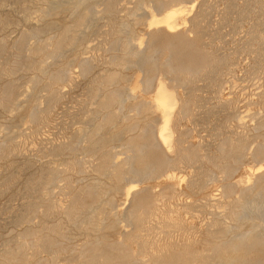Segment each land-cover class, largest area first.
I'll return each mask as SVG.
<instances>
[{"label": "rangeland", "instance_id": "rangeland-1", "mask_svg": "<svg viewBox=\"0 0 264 264\" xmlns=\"http://www.w3.org/2000/svg\"><path fill=\"white\" fill-rule=\"evenodd\" d=\"M70 1L0 0V43L3 44L0 50V62L7 64L6 58L10 52H15L16 57L21 56L17 59L16 65V69L19 68V70H16L12 75L0 76V87L7 85L14 87L11 101L5 107H0V141L5 139L9 142L8 156L0 159V254L5 244L9 243L10 246H14L16 237L24 235L27 228L38 224L47 226L59 224L70 238L68 248H77L96 237H101L103 241L110 243H118L124 233L132 231V225L126 218H121L114 224H110V220L106 219L104 223L102 222V225L106 227L97 232L95 225L89 226L85 230H78L62 211H50L43 207L35 212L32 205L40 200H61L63 204L67 203V199L60 194V188L65 184V181L61 178L57 180L53 184V195L47 197L42 193L32 192L37 186L31 184L33 180L40 179L43 171H57L67 162L85 158L86 151L81 147H78V151L74 153L61 152L55 148L68 142L71 138L73 139L80 129L100 122L104 113L109 112L112 122L106 124L101 130L99 142L104 144L105 149L108 147L117 154L118 161L124 158L122 151L125 144L130 139L136 138L140 129H147L148 134L157 133L160 118L153 107V102L156 82L165 79L160 69V66L165 62L164 55L159 56L157 62L159 67L150 65L141 68L131 65L115 66L109 63L112 51L108 48L111 39L125 41L130 36L134 37L135 44L140 48L162 46L164 37L156 32L161 27L152 24L151 19L152 16L164 13L163 3L166 0H95L93 3L88 1L89 7L80 8L77 14L73 13V9L69 7ZM199 1L202 4L197 5L191 13L192 16L200 10L204 11L196 32L199 44L210 43L207 47L217 53L216 55L228 57L234 55L237 62L234 68L232 66V68L226 69L221 76V95L219 97H215L211 89V85L216 81L215 77L202 78L193 86L190 85L185 89L175 88L179 95H183L192 87L196 89L193 93L195 97L189 98V105L194 111V116L184 122L181 129L188 130L190 142L199 144L205 153L212 150V147L223 139L222 142H225L229 136L240 134L244 138H248L250 145L242 154L244 161L242 164H238L237 170L228 179L230 183L242 180L245 186L251 184L252 175L259 168L264 171V159L252 157L255 149L254 140L260 143L264 138V98L259 96L264 90V68L258 69L257 67L252 70L249 67L251 60L256 56L249 52L251 45L253 48L256 47L255 49H260L261 52L264 51V0H259L258 4L254 6H249L246 0ZM51 4H53L52 7ZM90 7L95 8L93 12H88ZM247 8V13H240ZM46 9L51 10L49 15L44 14ZM134 13L135 15L139 13L140 15H137L140 18H134L132 16ZM85 19L91 21L87 20L89 29L82 27L81 30L72 32L74 27L84 22ZM91 23L92 26H90ZM124 23L126 33H122L124 29L118 31L121 28L120 25ZM189 26L190 23L183 26L180 24L176 30L184 31L185 29L187 31ZM112 28L117 29L114 35L110 34ZM254 29L255 34L252 33ZM35 30L39 31L40 41L30 36V33ZM79 32L84 35L80 37L77 34ZM196 34L188 32L190 38H196ZM51 35L55 37L52 46H58L62 51L56 59L50 58L38 50V46L48 43L47 39ZM257 36L259 37L257 38ZM22 39H25L24 44L20 43L18 46ZM31 48L35 49L38 54L36 62L45 61L50 73L62 65H68L72 75V82L56 84L55 88L60 92V96L49 112H46V107L51 88L47 86L45 75L43 76L38 69L26 67L27 62L24 59V54ZM236 52L238 55L235 54ZM89 58L92 64L86 76H82L80 62ZM34 77L43 80L33 84ZM149 78H153V82L151 87L146 88L145 82ZM44 87L45 89H43ZM96 88L100 89L97 93L99 96L95 94L94 96L91 92ZM112 91L128 92L131 98H135L129 97L123 103L113 101L108 110L101 109L99 111L100 100ZM31 92L35 94L34 98H28ZM34 105H40L41 110L36 123L31 119ZM11 152H15V154H10ZM198 168L197 164L192 168H176L171 171L176 176L175 186L179 190V195L173 198L167 196L165 209L169 211V215L179 214L183 221L180 228L173 232L171 242L173 244L181 243L191 238L197 241L194 246L196 251H200L201 247L204 250L209 249V246H212L216 240H211L207 236L206 230L211 223H215L217 226L210 230H213L216 236L223 238L217 240L220 244L218 251L210 253L205 264H220L219 262H222L227 251L228 236L223 233L231 228L241 232L247 231L249 219L245 215L247 220L246 217H241L244 221L238 219V222L242 221L238 223L232 215L224 216L225 208L219 203L221 200L220 183L208 184L202 191H190L185 181L193 170ZM201 168L209 170L211 166L209 163H205ZM93 177H95V173L89 168L82 175L73 174L71 183L76 185L82 179L85 180L82 181L83 183L91 182ZM217 177H220V174ZM147 184L153 192L158 193L166 189L168 182L165 177H160L151 183L141 184L140 187L144 188ZM122 186H119L120 190L123 189ZM144 196L151 200L157 195ZM240 196L232 195L229 200V209L234 208ZM112 197L114 209L106 211L105 204H102L98 218L106 217L107 212V214L115 211L116 213L122 212L130 206V201L126 200L125 195L118 194L112 195ZM251 202L258 204L259 199L253 197ZM163 209L164 206L160 204V210ZM46 213H48L47 216ZM257 219L256 222L261 221V219ZM148 225L152 228V232L156 233V239L164 242V235L159 233L156 220L150 221ZM200 240L206 241V243L202 244ZM131 249L134 251L137 247L131 245ZM204 253L207 254V252ZM70 255L71 253L68 252L59 260L58 264H74ZM235 259L237 264L240 263V255ZM263 260L264 252L258 254L254 264H261ZM37 261L51 264L50 256L46 252L38 253L33 262Z\"/></svg>", "mask_w": 264, "mask_h": 264}, {"label": "bare ground", "instance_id": "bare-ground-1", "mask_svg": "<svg viewBox=\"0 0 264 264\" xmlns=\"http://www.w3.org/2000/svg\"><path fill=\"white\" fill-rule=\"evenodd\" d=\"M88 1H92L90 3H93L95 0H72L69 3V7L73 9V13L77 14L80 8L90 5L87 3ZM246 1H248L249 6H254L259 2V0ZM53 4H51V7ZM200 4L202 3L199 0H166L163 3L165 7L164 13L162 15L158 14L152 16L151 19L152 24L161 27L160 30L156 31L164 37V42L160 47L147 46L145 48H140L135 44L134 37L131 36L125 41H120L118 39H111L110 41L108 49L112 51V55L109 63L115 66L131 65L141 68L150 65L155 67L158 64L159 56L161 54L164 55L165 62L160 66V69L166 80L160 79L156 82L153 102V107L158 112L160 118V126L158 127L157 133L148 134L147 129H140L136 138L130 139L125 144L122 151L124 158L118 161L116 158L117 154L108 147L105 149L104 144L101 143V141L99 142L101 130L106 124L112 122L110 114H108L109 112L104 113L101 116L100 122L90 124L86 128L80 129L78 134L74 136V140L71 138L68 142L55 148V150H60L61 152L74 153L78 151V147H81L86 151L85 158L67 162L64 167L57 171H43L40 175V179L36 181L33 180L31 184L37 186L32 192H39L47 197L53 195V184L57 180L61 178L65 181V184L60 188V194L67 199V203L63 204L61 200H40L32 205L35 208V212L43 207H46L50 211H62L67 219L70 220L69 222L75 225L78 230H85L89 226L95 225L97 232L102 231L103 228L106 227L102 225L106 219L110 220V224H114L119 219L126 218L132 225V231L130 233H124L122 239L118 243H110L103 241L101 237H96L77 248H68L70 238L59 224L54 226L38 224L27 228L24 235L16 237L14 246H10L9 243L5 244L0 254V264H45L42 261L33 262L34 258L40 252L49 254L51 264H58L59 260L68 252L71 253L70 257L73 259L74 264H205L209 254L218 251L220 244L217 240L223 238H220L218 235L216 236L215 232L210 230V228H214L217 225L211 223L206 230L207 236H209L211 240H216L212 246H209V249H205L206 251L202 249V247L200 251H196L194 246L197 241L191 238H188L186 242L183 241L173 244L171 242L173 232L180 228L183 221L179 214L176 213V216L169 215V211L165 209L167 196L173 198L179 195V190L175 186L176 176L172 174L171 171L176 168H192L197 164L199 168L193 170L192 174L185 181L187 188L192 192L202 191L208 184L220 183L219 187L221 190L219 189V195H221V200L219 203L225 208L223 213L224 216L232 215L237 219V222L241 217L248 216L249 219V228H247V231L241 232L238 229L231 228L223 233L225 236H228V240L226 241L227 251L224 259L219 263L237 264L235 258L240 255L241 261H239L240 263L238 264H254L258 254L264 252V171H261L259 168L253 173L251 184L245 186L242 180L236 181L235 183L228 182V179H230L235 170H237L238 164H242L244 161L242 154L250 145L248 138H244L240 134L229 136L225 139V142H222L223 139L219 144L213 146L212 150H208L207 153H205L202 151L199 144L196 145L190 142L189 131L181 129L184 122L190 120L194 116V111L189 105V98L195 97L193 93L196 89L192 87L190 90L183 93V95H179L175 88L185 89L190 85L193 86L202 78L215 77L214 79H216V81L211 85V89L215 97H219L221 95V76L226 69L232 68V66L234 68L237 62L234 55L233 57L216 55L217 53L210 47H207L210 43L199 44L196 32L199 29L200 18L204 15V11L200 10V12L198 11L192 16L191 13L196 6ZM94 9L95 8L90 7L88 12H93ZM50 12L51 10L46 9L44 14L49 15ZM247 12L248 8L243 9L240 13L244 14ZM137 14L135 15L134 13L132 16L139 19L140 16ZM91 18L93 19L92 16ZM88 19L76 25L72 32H76L82 27L87 28L89 25L87 22ZM92 23L90 26H92ZM187 23H190L187 31H185V29L184 31L176 30L180 24L183 26ZM240 25L239 23V27ZM120 27L118 31L124 29L122 33L127 32V30H125V23L120 25ZM87 29H89V27ZM190 31L196 34V38H190V36H188V32ZM80 32L77 34L81 37L84 34ZM110 32V34L114 35L117 29L112 28ZM252 33L255 34V29L252 30ZM30 36L40 41L39 31L35 30L31 32ZM80 37L76 38L78 39ZM258 37L259 36H257V38ZM54 39L55 37L51 35V37L47 39L48 43L40 47L38 46V50L44 52L50 58L56 59L61 55L62 51L58 46H52ZM24 42L25 39L20 40L18 46L20 43L24 44ZM2 45L3 44L0 43V50L3 47ZM260 47H262L261 43ZM255 48H253L252 45L249 48V52L256 55L249 65L252 70L257 69V67L258 69L264 68V51L261 52L260 49ZM35 51L36 50L33 48L29 49V51L24 54V59L27 62L26 67L38 69L43 76L45 75L44 79L46 80L47 86L51 88L48 97L49 102L46 107V112H49L60 96V92L55 88L56 84L60 82H72V75L68 65H62L56 71L50 73L45 61L39 60L36 62L38 54ZM235 54H237V52ZM7 55V64L0 62V76L12 75L16 70H19V68L16 69V65L18 63L17 59L21 58V56L16 57L15 52H10ZM80 63L81 75L86 76L92 61L89 58L82 60ZM38 78L33 80V84H37L43 80ZM152 82L153 78L147 79L145 87H151ZM43 89H45V87ZM99 91V88L91 90L92 94L96 96H99L97 94ZM13 92L14 87L12 85L0 87V107H5L6 104L11 101ZM34 96L35 94L31 92L28 98H34ZM259 96L260 98H264V90ZM129 97L131 98V95H129L128 92L121 93L112 91L100 100L98 109L99 111L101 109L108 110L111 102L119 101L118 103H123ZM15 105L17 106V104ZM39 106L34 105L31 112V119L35 123L41 112ZM93 119H96V117H93ZM254 143L255 149L252 153V157L254 159H264V138L260 143L255 140ZM8 153L9 142L4 139V141H0V159L8 156ZM10 154L14 155L15 152H11ZM205 163L210 164L211 168L209 170H202L201 167ZM89 168L95 173V177L92 178L91 182L83 183L82 181L85 180L82 179L78 184L72 185L71 176L73 174L82 175L86 173ZM218 174H220V177H217ZM160 177H165L167 179L168 185L165 190L163 189L155 193L148 184L144 188L140 187L141 184L151 183ZM120 185H123L122 190H120ZM118 194L125 195L126 200L130 201V206L122 212L116 213L115 211L114 213L109 212V214H107V212L106 217L98 218L97 216L99 215L102 204H105L106 211L114 209V199L112 195ZM144 195L157 196L148 200ZM232 195L241 196L231 210L228 206L230 205L229 200L232 198ZM251 196L259 199L258 204L253 203L254 201L251 202L253 198H251ZM160 204L164 206L163 210H160ZM250 204L252 206L247 207V205ZM47 214L48 213L45 215L47 216ZM96 218H98L96 221L97 223L95 222ZM257 218H259V220L261 219L262 223H259L261 221L256 222L258 220ZM245 219L247 220V217ZM153 220L157 222V229L160 230L159 233L164 235V242L157 240L156 233L152 232V228L149 227V225L147 226V224ZM242 221H244V219ZM200 242L202 244L206 243V241L203 242L201 240ZM131 245H135L137 249L133 251ZM204 252H207V254ZM262 262L261 264H264V260Z\"/></svg>", "mask_w": 264, "mask_h": 264}]
</instances>
